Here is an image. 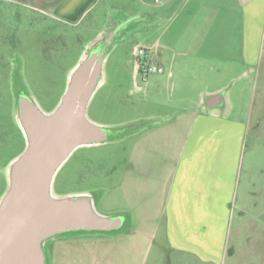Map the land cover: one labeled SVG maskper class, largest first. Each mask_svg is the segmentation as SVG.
Here are the masks:
<instances>
[{"label":"crops","instance_id":"0c3cea01","mask_svg":"<svg viewBox=\"0 0 264 264\" xmlns=\"http://www.w3.org/2000/svg\"><path fill=\"white\" fill-rule=\"evenodd\" d=\"M0 1L75 20L98 0ZM176 7L184 23L176 44L185 61L169 64L149 47L164 73L142 83L165 109L163 116L141 115L151 126L141 122L128 133L136 139L123 185L135 232L84 239L82 264H136L139 239L147 245L140 264H264V0H177ZM234 25L243 37L244 73L237 81L250 83L249 102L243 89L227 86L190 94L195 82L182 78L183 70H214L207 61L231 66ZM163 88L171 96L166 103ZM70 242L52 241L50 264H58L59 248ZM69 261L65 256L61 263Z\"/></svg>","mask_w":264,"mask_h":264},{"label":"rangeland","instance_id":"374dc122","mask_svg":"<svg viewBox=\"0 0 264 264\" xmlns=\"http://www.w3.org/2000/svg\"><path fill=\"white\" fill-rule=\"evenodd\" d=\"M166 1L146 0L141 4L136 0H98L88 14L75 20L41 14L27 6L0 1V201L7 187L9 164L23 153L26 145L16 120L18 94L29 96L42 112H53L65 92L70 75L98 40L102 43L100 49L104 59L102 76L86 109V117L106 131L121 135H116L117 139L109 138L102 144L73 151L56 172L51 194L58 198L89 194L97 214L106 218L123 217L122 228L112 232L79 231L57 235L45 242L46 264H50L51 243L56 239L73 241L59 248L58 264H82L78 260L83 249L80 242L84 239L109 240L135 232L136 225L132 223L127 203L126 192L129 194V189L123 181L136 138L128 137L127 133L141 122L148 123L144 117L143 121L140 120L141 115H161L165 108L153 103L145 93L141 79L136 78L134 51L139 46L153 47L166 55L169 64L185 61L179 53L182 47L176 44L177 31L184 24L179 16L181 11L176 7L177 0L164 7ZM232 36L231 66L221 65L220 61H207L215 66L214 70L205 66L181 72L182 78L195 82L194 92L191 89L190 94L227 86L225 91L243 89L244 101L249 102L250 83L237 81L244 73L243 37L237 25L233 26ZM158 41L161 46L172 42L175 48H156ZM158 61L155 58L153 63L159 65ZM157 78L150 75L146 79ZM166 78L170 84L171 79ZM137 85L140 90L136 89ZM159 92L162 103L171 99L167 95L169 90L163 88ZM159 119L162 120L161 117ZM139 240L136 264L141 263L147 246L143 239ZM112 250L110 248V252ZM65 256L70 261L61 263ZM73 257L77 259L73 260Z\"/></svg>","mask_w":264,"mask_h":264},{"label":"water","instance_id":"95a60500","mask_svg":"<svg viewBox=\"0 0 264 264\" xmlns=\"http://www.w3.org/2000/svg\"><path fill=\"white\" fill-rule=\"evenodd\" d=\"M99 42L83 55L53 112H42L24 93L17 96L16 120L26 145L9 164L0 201V264H46L47 240L68 232H112L124 224L123 217L97 214L89 194L61 198L51 194L56 172L73 151L121 136L86 117L102 76Z\"/></svg>","mask_w":264,"mask_h":264},{"label":"built area","instance_id":"2783aa9c","mask_svg":"<svg viewBox=\"0 0 264 264\" xmlns=\"http://www.w3.org/2000/svg\"><path fill=\"white\" fill-rule=\"evenodd\" d=\"M153 55L149 47L139 46L134 51L135 57V76L141 81H145L150 75H162L164 68L161 65L154 64L151 60Z\"/></svg>","mask_w":264,"mask_h":264},{"label":"trees","instance_id":"16d2710c","mask_svg":"<svg viewBox=\"0 0 264 264\" xmlns=\"http://www.w3.org/2000/svg\"><path fill=\"white\" fill-rule=\"evenodd\" d=\"M129 132H130V131H129ZM129 132H128V133H129ZM128 133H127V134H128ZM121 228H122V227H121Z\"/></svg>","mask_w":264,"mask_h":264}]
</instances>
